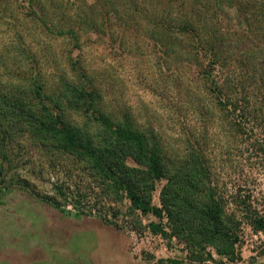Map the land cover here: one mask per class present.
Listing matches in <instances>:
<instances>
[{
  "label": "trees",
  "instance_id": "trees-1",
  "mask_svg": "<svg viewBox=\"0 0 264 264\" xmlns=\"http://www.w3.org/2000/svg\"><path fill=\"white\" fill-rule=\"evenodd\" d=\"M143 1L150 6L146 16L136 0H93L76 20L68 17L67 24L59 25L48 24L40 0L25 4L32 22L76 48L77 28L105 33L112 15L125 33L144 21L150 41L195 70L208 103L200 101L198 115L211 116L229 139L252 135L264 162V0ZM223 9L235 10L234 25H222ZM11 53L6 61L18 66L0 74V204L14 184L26 192V182H5L15 159L24 154L37 170L66 175L56 177L51 186L56 197L46 199L60 213L80 217L94 210L115 227L121 217L135 232L148 229L170 245L174 238L183 245L185 259L194 263L212 260V254L234 259L239 225L224 210L236 201L228 202L219 192L205 144L187 139L172 152L152 128L139 124L129 106L110 110L101 83L79 58L70 56L68 72L47 85L20 36ZM4 57L0 54L2 68ZM71 177L81 183L72 185ZM104 205L107 217L99 208ZM147 217L156 221L143 224ZM253 225L263 229L260 220Z\"/></svg>",
  "mask_w": 264,
  "mask_h": 264
},
{
  "label": "rangeland",
  "instance_id": "rangeland-1",
  "mask_svg": "<svg viewBox=\"0 0 264 264\" xmlns=\"http://www.w3.org/2000/svg\"><path fill=\"white\" fill-rule=\"evenodd\" d=\"M40 1L50 25H59L58 21L67 24L68 17L76 20L77 14L93 2ZM136 2L146 16L148 2ZM25 3L26 0H0V54L5 56V70L0 67V74H9L18 66L11 59L7 62L6 57L13 55L11 51L20 36L35 54L47 85L68 72L70 56L73 60L79 58L80 64L101 83L107 96L105 105L117 111L129 106L139 124L152 128L172 152L181 150L187 139L198 138L211 159L219 192L228 202L232 198L236 201L227 203L224 211L234 216L239 225L234 259L212 254L213 259L202 264H264V162L250 139L252 135L229 139L227 132L210 122L211 116L198 115L200 101L205 106L208 103L203 85L195 79V70L171 54L166 56L150 41L143 33L144 21L138 20L139 27L125 33L112 15L105 33L77 28L80 40L76 48L66 38L53 36L32 22L26 15ZM219 14L224 27L237 22L233 9H223ZM29 160L24 154L17 157L5 179L6 184L26 182L27 193L14 184L13 191L1 199L0 264H170L161 260L199 264L185 259L183 245L174 238L170 245L148 229L135 232L121 217L115 227L96 217L94 210L92 215L80 217L60 213L46 199L56 197L51 186L57 176L67 179L66 175L39 171ZM70 182L81 183L78 177H71ZM159 187L160 184L152 197L155 205ZM99 208L102 215H109L106 205ZM67 209L72 211L69 206ZM255 220L262 222V230L253 227ZM150 221L156 220L147 217L143 224Z\"/></svg>",
  "mask_w": 264,
  "mask_h": 264
}]
</instances>
